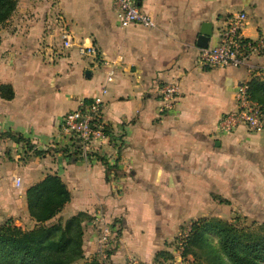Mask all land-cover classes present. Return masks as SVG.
Returning a JSON list of instances; mask_svg holds the SVG:
<instances>
[{
    "label": "crops",
    "instance_id": "0c3cea01",
    "mask_svg": "<svg viewBox=\"0 0 264 264\" xmlns=\"http://www.w3.org/2000/svg\"><path fill=\"white\" fill-rule=\"evenodd\" d=\"M138 3L154 28H122L112 0H19L0 25V86L12 91L0 95V222L32 227L26 191L56 175L70 193L60 215L101 211L121 227L112 264H157L161 251L176 258L174 239L211 209L213 193L233 194L235 206L254 216L252 201L264 192V130L219 129L220 117L236 109L238 87L264 78V54L241 67L198 61L203 24L210 23L206 44L213 46L233 12L247 13L244 37L264 36V0ZM58 15L74 35L69 50L60 46ZM81 44L93 45L96 55H80ZM103 59L117 65L103 97L108 138L84 157L60 121L99 92ZM167 82L178 91L174 106L161 111ZM245 191L252 200H242ZM87 226L83 248L95 254L97 231Z\"/></svg>",
    "mask_w": 264,
    "mask_h": 264
},
{
    "label": "trees",
    "instance_id": "16d2710c",
    "mask_svg": "<svg viewBox=\"0 0 264 264\" xmlns=\"http://www.w3.org/2000/svg\"><path fill=\"white\" fill-rule=\"evenodd\" d=\"M18 0H0V25L5 23L14 12ZM249 98L264 107V78L254 77L246 83ZM0 95L12 96L8 85L0 86ZM104 132L108 134L104 127ZM15 141L22 138L7 134ZM75 149L79 145L75 142ZM35 153H39L37 150ZM70 199V193L61 179L56 175H48L40 182L30 186L26 191L27 207L34 225L24 228L15 224L12 218L0 224V264H70L83 258L82 221H90L86 212H78L68 219L64 225L48 224ZM113 222V225H115ZM112 225V226H113ZM121 231V227H119ZM184 241L182 259L189 254L191 245L203 242L208 236L215 235L219 239L222 253L229 264H264V226L256 231L222 219L194 221ZM120 231L116 232L118 239ZM111 250L108 251L110 255ZM208 259L212 264H223L217 253L209 249ZM192 255H195L192 253ZM174 254L161 251L155 256V262L162 264L167 259H174ZM79 264H105L94 256Z\"/></svg>",
    "mask_w": 264,
    "mask_h": 264
},
{
    "label": "built area",
    "instance_id": "2783aa9c",
    "mask_svg": "<svg viewBox=\"0 0 264 264\" xmlns=\"http://www.w3.org/2000/svg\"><path fill=\"white\" fill-rule=\"evenodd\" d=\"M113 7L119 16L120 26L127 28L139 25L145 28H154L156 23L151 15L146 13L138 0H112ZM58 27L60 46L69 50L75 45L73 32L62 16L55 18ZM247 25V13L243 10L231 13L225 24L219 30V39L213 46L198 48V61L202 66H233L247 65L251 56L264 54V36L256 39L244 37L243 30ZM80 55L95 56L93 45H78ZM101 65L105 68L104 83L99 92L90 101H81L77 108L65 113L60 121L63 133L79 145L81 154L85 157L96 142L107 140L102 123L103 97L108 92V85L114 81L117 65L114 61L103 59ZM178 86L174 82H167L161 89V111L171 109L175 104ZM236 109L223 114L219 120V129L224 133L234 132L240 126L252 132L264 130V107L249 98L247 85L241 84L236 91ZM18 187L20 180L14 178ZM91 225L97 231L96 256L101 260L108 258V251L115 240L113 222L101 211L92 215ZM190 228H186L177 238L175 250L177 256L173 263L182 264L184 241ZM131 264H140L130 260Z\"/></svg>",
    "mask_w": 264,
    "mask_h": 264
},
{
    "label": "rangeland",
    "instance_id": "374dc122",
    "mask_svg": "<svg viewBox=\"0 0 264 264\" xmlns=\"http://www.w3.org/2000/svg\"><path fill=\"white\" fill-rule=\"evenodd\" d=\"M263 187L264 186H262V188ZM259 195H260V200H257V198H255V201H252V203L255 204V207L257 208L259 213L256 212V214L254 216H249V215L244 214L243 211L241 210V208L238 209L236 207L237 204H235V202L233 200V198H234L233 194H231V193H228V194H226V193H213L211 196L213 199V206L211 207V209L209 211L206 210L204 215L202 214L201 216H196L195 218H192L188 225L182 226L181 233H183L184 230H186V228H188L192 222L202 220V219H205V220H209V219L227 220V221H231V222L235 223L238 226L242 225L246 228H250V229H253L256 231L258 226H261V225L264 226V192L261 190ZM251 196H252V194L249 193L248 191L241 193L242 200L243 199L252 200ZM187 211L188 210H181V213H183V215L187 216L188 215ZM81 212H83V211H81ZM59 213L53 219H51L48 222V224L59 223L61 225H64L68 219H70L72 216H75L78 212L68 214V216H66V217L63 215H60ZM85 219L82 221L83 236H82V247H81L82 249L81 250L83 252V258L77 260L76 262L70 263V264H79L84 260H90L93 256L99 262H102V263L104 262L105 264H112L110 261V255L108 256L107 259L101 260L99 257L96 256V252H95V254H91V253L86 252V250H84V248H83L84 234L87 232V229H88L87 225L91 221V219H90V221H85ZM112 222H114V221L112 220ZM1 223L2 222H0V224ZM119 227H120L119 224L117 222H115V225H113V231H114L115 237H116V232L120 231ZM28 228H31V227H28ZM178 236L173 241L174 246H176ZM116 241H117V239H115L111 245L110 250L112 252L114 251ZM211 248H212V250H214L217 253V256H218L217 258L220 261L224 262L223 264H229L226 256H224V254L221 251L219 239L215 235L206 237V239H204L203 242H198L197 244L195 243V244L191 245V247L189 249V254H191V255H188L187 257H185V259H182V264H212L211 258L208 259V257H209L208 252H209V249L211 250ZM192 253H194L195 255H192ZM173 258H174V256H173ZM174 260H175V258L170 259V260L167 259L164 262H162V264L173 263Z\"/></svg>",
    "mask_w": 264,
    "mask_h": 264
},
{
    "label": "water",
    "instance_id": "95a60500",
    "mask_svg": "<svg viewBox=\"0 0 264 264\" xmlns=\"http://www.w3.org/2000/svg\"><path fill=\"white\" fill-rule=\"evenodd\" d=\"M210 33H211L210 23H204L203 27H202V29L200 31V36H199V39H198V44L201 47L207 46L206 41H207V38L210 35ZM87 73L88 72H86V74Z\"/></svg>",
    "mask_w": 264,
    "mask_h": 264
}]
</instances>
